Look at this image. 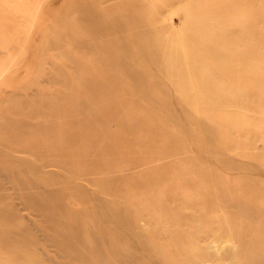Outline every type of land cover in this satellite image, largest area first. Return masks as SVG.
Masks as SVG:
<instances>
[{
  "label": "rangeland",
  "instance_id": "rangeland-1",
  "mask_svg": "<svg viewBox=\"0 0 264 264\" xmlns=\"http://www.w3.org/2000/svg\"><path fill=\"white\" fill-rule=\"evenodd\" d=\"M263 14L264 0H0V264H38L34 247L43 264H148L111 230L90 236L102 228L92 203L120 214L161 264H186L199 247L185 243L208 229L230 232L241 253L231 264H264ZM216 28L234 33L216 42L232 54L220 62L231 104L217 113ZM216 116L222 155L244 167L209 160ZM229 185L250 212L226 205ZM177 219L193 230L165 231Z\"/></svg>",
  "mask_w": 264,
  "mask_h": 264
},
{
  "label": "bare ground",
  "instance_id": "bare-ground-1",
  "mask_svg": "<svg viewBox=\"0 0 264 264\" xmlns=\"http://www.w3.org/2000/svg\"><path fill=\"white\" fill-rule=\"evenodd\" d=\"M247 5H245L243 7V10L245 11V7ZM241 9V8H240ZM230 10V9H228ZM242 10V11H243ZM235 12V11H233ZM246 12V11H245ZM215 13V12H214ZM150 14V13H149ZM264 15V14H263ZM216 16V15H215ZM243 20V19H242ZM231 28V27H230ZM220 28H216L214 29L215 31V38L213 39V43H212V47H211V51H210V57H211V68H210V72H211V75H212V91H211V101H212V104H213V111L215 113H217V111H223L222 109L224 110H227L229 108V105L231 103L230 100H225V99H222L221 98V93H222V83H221V79H222V76L224 75L223 73H225L226 71H224V69H222V65H220V62L221 60H224V66L226 65V63H228V61H230L232 59L231 55L229 53H231V51H228V49L224 50V48L222 50H220V46H218V44L216 42H219L221 37L224 38V39H229L230 37H232L234 35V33H221L219 31ZM232 30V29H231ZM239 30V29H238ZM259 32V31H258ZM241 34V33H239ZM256 41V40H255ZM216 43V44H215ZM205 48L207 49V47L205 46ZM240 53L241 54H244L243 52H246V51H242V49H240ZM248 50V49H247ZM133 51V49H132ZM198 56H202V53H199ZM244 59H242L243 61ZM154 62V61H153ZM191 64V63H190ZM247 69V68H246ZM252 70V69H251ZM250 71V70H249ZM238 75V74H237ZM146 82V81H145ZM224 86V85H223ZM225 88V87H224ZM223 88V90H224ZM228 91V89H227ZM239 91V90H238ZM229 92V91H228ZM235 92V91H234ZM242 92V91H241ZM240 93V92H239ZM243 93V92H242ZM235 94V93H234ZM229 95V94H228ZM233 95V94H232ZM236 95V94H235ZM230 96H231V92H230ZM234 96V95H233ZM241 108H247L248 109V106L246 105L245 106V103L244 104H241ZM229 114V113H228ZM169 115H171L172 118H175V122L178 124V125H185L184 121L183 120H180V118L178 116H175L173 113H170ZM234 116V115H233ZM246 116V115H245ZM249 116V115H248ZM223 117V116H222ZM256 119V118H255ZM254 119V120H255ZM259 119V118H258ZM139 120V119H138ZM141 121V120H140ZM222 121H225V120H222ZM250 121V120H248ZM213 126L210 127V132H211V141L214 142L215 144V148H214V153L212 155V159H209L211 160V163L217 167H223V168H233V169H239L240 167H244V165L242 163H239V162H236L234 160H231L230 158L228 159V157H224L222 155V152H221V147L223 146L224 143V140L220 138V136L226 132V131H222V129L220 128V121L218 119V117L216 116V118L213 120ZM241 124V123H240ZM121 126V125H120ZM122 128V127H121ZM244 129V128H243ZM188 131V135L189 134V131L190 130H186ZM123 132V131H122ZM191 132V131H190ZM226 135V134H225ZM216 148L218 149V151L216 150ZM218 155V156H217ZM222 156V157H221ZM98 160V159H97ZM207 160V159H206ZM9 164V163H8ZM14 164V163H12ZM15 165V164H14ZM251 169V168H250ZM206 170V169H205ZM184 173V172H183ZM78 174V173H77ZM229 175V174H228ZM231 176V175H230ZM209 180V179H208ZM135 181V180H134ZM213 182V181H212ZM249 181H243L242 184H245V189H246V184H248ZM217 184V183H216ZM19 187V186H18ZM73 187V185L71 184H66V183H63V188H71ZM247 187H251L252 189H254V185L251 184V182L247 185ZM228 189L231 190V197L229 199V201L227 200L226 201V205L227 206H230V207H233L235 209H237L239 212H250L251 209H253V205L251 203L248 202L247 199L241 201L240 199H238L237 197V193H240L242 191V187H238V186H232V185H229L228 186ZM20 191V190H19ZM247 191V190H246ZM92 192V191H91ZM249 192V191H248ZM59 194V193H58ZM57 193H49L48 192V195L53 197L52 199V206L57 209V208H60L59 206V203H57L55 201L57 195ZM73 197V196H72ZM176 195L173 196L172 195V198H171V202H172V208L173 209H178L180 206L178 203L175 202L176 200ZM69 199V198H68ZM75 199H77L75 197ZM77 201V200H76ZM68 202V201H67ZM79 202V201H78ZM251 202V201H250ZM90 203V202H89ZM92 203V202H91ZM51 204V203H50ZM68 207H69V203H68ZM79 207V206H78ZM91 207L100 212L101 213V218L98 220V225L102 228H100L98 231H96V233H92L90 232V236L91 234H93L94 236H99V237H104L103 235L106 233V232H113L114 234V237L115 239L119 242V241H125L127 242V244L129 246H131L132 248L135 249L136 253H137V256L139 254L140 257L144 258L146 257L148 259V264H161V260H164L165 258L163 257L162 255V252L159 251L154 245H152L151 243H149V245L147 243H143L141 240H139L138 238L135 237L134 233L132 231H128L126 229H123L121 228L120 226L123 227V224L125 223V219H123L121 217L120 214H114V213H111L110 211H108L107 209L105 208H102L101 205L97 204V205H91ZM221 208V207H220ZM165 210V208H164ZM232 210V209H231ZM259 212V211H258ZM73 213V212H72ZM203 213V212H202ZM256 213V212H255ZM204 214V213H203ZM197 215V214H196ZM202 215V214H201ZM189 216H193L192 218L194 219V221H200V215L198 216H195L194 213H191L189 214ZM74 218H76L75 216H73ZM222 218H223V221H227V216H223V217H220L218 221H222ZM187 219V218H186ZM137 220V219H136ZM179 220V221H177ZM176 220V225L174 226H169L168 224H165V231L166 230H169L170 228H174L170 234H173L175 237H177L180 233H176L175 231H184V230H189V229H192L193 230V225L192 224H188L186 226L183 225V221H181L180 219H177ZM136 222V221H135ZM217 222V221H216ZM110 223L113 224V226H110ZM219 223V222H218ZM162 225L157 223L156 225H153L152 227V230L153 231L154 229L158 228V227H161ZM244 226V225H243ZM246 226V225H245ZM208 230H211V231H208ZM207 231H204L203 233H197L195 234V238L190 240V241H187L185 244L187 246H191L192 243H194V245H197L199 248L197 251H190L188 250V252H185L186 255L184 256L185 259H186V264H231L227 258H225L226 255H231V257H233L232 259H234L235 257L239 256L241 253H240V250L238 248H236V246L233 244V243H229L225 237H227L230 232L229 231H222V232H217L216 230H212V229H208ZM86 232V230H83ZM152 233V232H151ZM3 237L5 238V236H7V233L6 232H3L2 233ZM79 237V236H78ZM173 237V236H172ZM211 237V241L212 243L209 245V243H203V241H206L207 238H210ZM3 238V239H4ZM183 240V239H182ZM22 241V240H21ZM2 244L5 243V241L1 240ZM25 241H23L24 243ZM116 243V242H115ZM33 244V243H32ZM32 244H30L32 246ZM202 244V245H201ZM205 244V245H204ZM227 244V246H226ZM60 246L63 247V249H65V246L69 248H71V242H64L62 240V242L59 243ZM65 245V246H64ZM195 247V246H194ZM189 248V247H187ZM193 248H191L192 250ZM156 250V255H154V252ZM62 254H64V250H60ZM102 251V250H101ZM25 253H27L29 256H30V259H32V261H36V263L38 264H43L44 263V260L42 259V254L43 252L42 251H39V249H36L34 247V250L30 251V252H27L25 251ZM133 253V252H132ZM259 253V252H257ZM256 253V254H257ZM144 255V257H143ZM248 255V254H247ZM155 256V257H154ZM81 257V256H80ZM129 257V258H128ZM123 260L125 261H133L135 258L132 257V255L130 254H125L124 258H122ZM251 259V256L249 258V260ZM253 259V258H252ZM258 259V257H257ZM255 258V260H257ZM80 260V258H79ZM244 260V259H243ZM248 260V261H249ZM23 263H20V264H27L28 261L27 259L25 260H22ZM26 261V262H24ZM82 261V260H81ZM245 261V260H244ZM31 262V261H30ZM115 263H117L115 261ZM132 263V262H131ZM245 264V263H244ZM250 264V263H248Z\"/></svg>",
  "mask_w": 264,
  "mask_h": 264
}]
</instances>
